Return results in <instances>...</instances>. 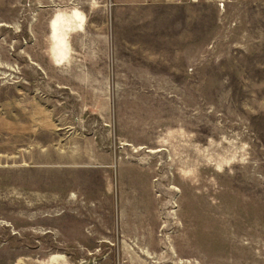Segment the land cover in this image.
Returning a JSON list of instances; mask_svg holds the SVG:
<instances>
[{
	"label": "rangeland",
	"instance_id": "obj_1",
	"mask_svg": "<svg viewBox=\"0 0 264 264\" xmlns=\"http://www.w3.org/2000/svg\"><path fill=\"white\" fill-rule=\"evenodd\" d=\"M109 2L0 0V264H264V0L142 7L177 82L80 89L92 60L156 77L152 41L104 56Z\"/></svg>",
	"mask_w": 264,
	"mask_h": 264
},
{
	"label": "crops",
	"instance_id": "obj_2",
	"mask_svg": "<svg viewBox=\"0 0 264 264\" xmlns=\"http://www.w3.org/2000/svg\"><path fill=\"white\" fill-rule=\"evenodd\" d=\"M182 1L183 0H181L180 2H178L177 0H110V30L109 34L105 36L107 48L104 56L106 55L112 57L114 56V52L119 50L118 46L114 45V41L116 39L132 40L133 42L139 41L141 43L144 42V44L152 41L155 48L153 50L154 54L151 53V57L155 58L154 63L156 77H149V74H146L147 72H141L137 71L136 69L130 68L127 69L123 66H120L119 62H117V64H114V61L110 64H97L92 63V60L91 63H85L84 65H78L75 67L70 66L71 68H69V73H75L74 78L79 83V88L99 90L136 87L160 88L166 86L163 83H169L170 87H172V83L177 81L169 80V78L167 77V72L163 68L164 64H166L167 62L165 58L168 56L177 57L180 55L181 51H186V49H182L181 47L176 49L166 47L165 41L168 36L165 31V26L168 25V23L166 22V18L145 17L138 13V16L135 17L132 14L137 12L138 9L145 6L159 9L163 6H178L183 3ZM122 13L131 14L132 16L122 17ZM65 23L66 22H64L63 24ZM121 24H123L124 27H122L121 32L119 33V27H121ZM169 24L171 23L169 22ZM67 25L70 26L69 30L73 31H75L73 26H81L79 21H72ZM67 25L65 24V27L63 28L64 31L66 30L65 28H67ZM114 26H116L115 29L117 33L115 32ZM100 37L103 40V36ZM101 39L100 41H102ZM178 40H181V38H179ZM97 56L98 54H95L90 57L94 58ZM156 68H159V70H156ZM95 109L96 111H98L97 106H95Z\"/></svg>",
	"mask_w": 264,
	"mask_h": 264
},
{
	"label": "clouds",
	"instance_id": "obj_3",
	"mask_svg": "<svg viewBox=\"0 0 264 264\" xmlns=\"http://www.w3.org/2000/svg\"><path fill=\"white\" fill-rule=\"evenodd\" d=\"M91 7H92L93 9L100 7L99 0H91ZM77 17H78V20H79V22H80L81 30H82L83 25L87 23L88 17H87L84 13H82V12H78V13H77ZM247 148H248V145H247V144H244V145L241 147L240 151H244V150H246ZM233 162H236V161H235V157H233V158L230 159V160H225V161H223V164H224V165H229V164H231V163H233ZM240 162H241V163H246V157L242 158ZM216 170L222 172V171H223V167H222L221 165H217Z\"/></svg>",
	"mask_w": 264,
	"mask_h": 264
},
{
	"label": "built area",
	"instance_id": "obj_4",
	"mask_svg": "<svg viewBox=\"0 0 264 264\" xmlns=\"http://www.w3.org/2000/svg\"><path fill=\"white\" fill-rule=\"evenodd\" d=\"M177 1H180V0H177Z\"/></svg>",
	"mask_w": 264,
	"mask_h": 264
}]
</instances>
